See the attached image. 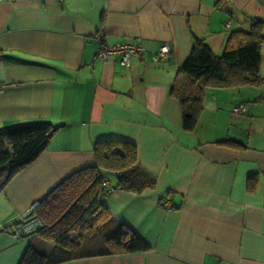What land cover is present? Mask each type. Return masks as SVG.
<instances>
[{
	"label": "crops",
	"instance_id": "obj_1",
	"mask_svg": "<svg viewBox=\"0 0 264 264\" xmlns=\"http://www.w3.org/2000/svg\"><path fill=\"white\" fill-rule=\"evenodd\" d=\"M251 20L264 25V0H1L0 128L46 122L56 131L0 193V226L93 167L95 144L125 142L154 188L108 192L111 224L100 220L86 232L97 242L84 244L85 256L62 264H264V48L258 84L203 90L193 133L182 130L170 96L191 35L220 55ZM99 32L106 47L136 44L145 53L127 67L116 56L96 60ZM164 44L169 54L153 60ZM238 104L245 112L234 115ZM104 178L114 188L115 175ZM117 225L148 251L92 256ZM29 245L40 254L52 247L0 233V264H18Z\"/></svg>",
	"mask_w": 264,
	"mask_h": 264
},
{
	"label": "trees",
	"instance_id": "obj_2",
	"mask_svg": "<svg viewBox=\"0 0 264 264\" xmlns=\"http://www.w3.org/2000/svg\"><path fill=\"white\" fill-rule=\"evenodd\" d=\"M191 37L189 57L180 67V78L170 89V96L180 106L181 127L186 133H193L196 129L204 89L239 88L260 82L264 25L251 20L247 31L232 32L220 55L214 54L202 39ZM55 131L56 128L46 122L18 123L0 128V193L18 172L38 157ZM93 159V167L70 175L36 203L34 213L42 224L37 236L50 242L52 247L46 254H40L29 245L18 264H62L85 256L81 251L90 240L86 232L100 220H103V228L111 221L104 220L103 200L108 192L101 186V181L106 173L115 175L112 190L139 195L154 188V179L140 168L132 144L97 143L93 147ZM255 183V177L248 178V192L253 193ZM103 247L102 252L92 256L148 251V246L123 225H117L111 231Z\"/></svg>",
	"mask_w": 264,
	"mask_h": 264
},
{
	"label": "built area",
	"instance_id": "obj_3",
	"mask_svg": "<svg viewBox=\"0 0 264 264\" xmlns=\"http://www.w3.org/2000/svg\"><path fill=\"white\" fill-rule=\"evenodd\" d=\"M102 35L99 32L96 35L98 40V49L95 55V59L99 61H105L108 58L118 57L123 66L127 67L129 61L133 57L143 56L145 51L142 47L136 44H122L115 45L112 47L104 46ZM169 54V48L167 44H164L159 49L158 53L153 56V60L163 59ZM245 112L243 104H238L232 108V114L240 115ZM101 186L110 192L112 189L109 182L104 178L101 181ZM163 206L166 210L173 211L174 207L169 204L166 200L162 201ZM34 207L30 208L26 214L21 216L16 221L8 222L0 226V233H6L16 239H31L37 236L39 229L42 227L41 221L34 213Z\"/></svg>",
	"mask_w": 264,
	"mask_h": 264
},
{
	"label": "rangeland",
	"instance_id": "obj_4",
	"mask_svg": "<svg viewBox=\"0 0 264 264\" xmlns=\"http://www.w3.org/2000/svg\"><path fill=\"white\" fill-rule=\"evenodd\" d=\"M91 242H97V240L95 239L90 240V246H91Z\"/></svg>",
	"mask_w": 264,
	"mask_h": 264
}]
</instances>
